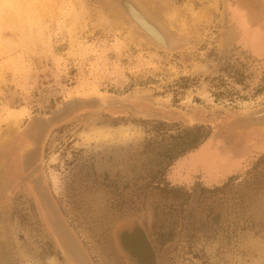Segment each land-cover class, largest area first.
<instances>
[{"label":"rangeland","instance_id":"1","mask_svg":"<svg viewBox=\"0 0 264 264\" xmlns=\"http://www.w3.org/2000/svg\"><path fill=\"white\" fill-rule=\"evenodd\" d=\"M137 1L172 51L108 0H0V264H122L111 230L125 217L160 264H264V128L239 121L264 111V0ZM71 98L113 107L73 113L36 147L29 121ZM206 132L231 168L173 175Z\"/></svg>","mask_w":264,"mask_h":264},{"label":"flooded vegetation","instance_id":"2","mask_svg":"<svg viewBox=\"0 0 264 264\" xmlns=\"http://www.w3.org/2000/svg\"><path fill=\"white\" fill-rule=\"evenodd\" d=\"M237 24L245 25L243 18L241 17L236 20ZM263 114V115H261ZM253 115H259L258 118L253 117ZM264 120V111L249 114L245 116L243 119L239 120L240 125L245 128H264L263 124H254L258 121ZM251 124V125H249ZM197 132L201 127H195ZM209 138V133H203L201 136H195L191 143V147L188 150L181 152L180 157L175 162L173 175L181 176L182 179H186L195 175V173L199 172V169H203L205 172L201 171L203 174V178L208 181L210 179L213 180L214 175H218L219 179L222 177L225 172H227L231 168V164L228 163H221V167L216 164L211 156L213 152V145L210 142H207ZM215 150V149H214ZM218 153V151L215 150ZM214 154V153H212ZM219 155V154H218ZM206 157V158H205ZM226 159V157H224ZM229 159V158H228ZM38 165V164H37ZM214 167H218L219 171L213 170ZM37 166L35 167V170ZM223 173V174H220ZM39 181V179H38ZM41 197L44 201V205L48 207V209L53 214V223L54 228L57 229L60 236H63L64 229L66 227H62V224L58 217L56 216L54 207H50L48 195L46 192H42ZM57 212V211H56ZM67 229V228H66ZM61 231V232H60ZM70 233V231L67 229ZM65 235V234H64ZM75 243L76 240L73 235L70 233L69 235ZM65 238V242H68V236H63ZM111 238L116 250L119 259L122 260V264H150V260L152 261L151 264H160L158 262L157 254L154 251L153 245L147 239V232L145 226L136 218L134 217H125L119 220H116L113 223L112 230H111ZM78 246V245H77ZM73 251V250H72ZM80 252V251H79ZM76 255V258L81 259L79 253L72 252Z\"/></svg>","mask_w":264,"mask_h":264},{"label":"water","instance_id":"3","mask_svg":"<svg viewBox=\"0 0 264 264\" xmlns=\"http://www.w3.org/2000/svg\"><path fill=\"white\" fill-rule=\"evenodd\" d=\"M108 1L122 19L151 45L164 52H170L176 47L177 42L167 29L161 25L137 0ZM99 104H102V107H113V105L104 103L95 98H71L63 101L58 108L52 110L46 117H38L29 121V129L36 135V147L40 146L44 134L49 128L58 125L81 109H91ZM258 116L253 115L255 118H258ZM254 124L264 125V120L258 121ZM24 164L26 168L31 165L29 161L27 162L26 160ZM64 234L68 236V242L73 247L74 252L78 253V249L69 236V233L64 230Z\"/></svg>","mask_w":264,"mask_h":264}]
</instances>
